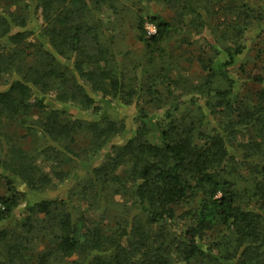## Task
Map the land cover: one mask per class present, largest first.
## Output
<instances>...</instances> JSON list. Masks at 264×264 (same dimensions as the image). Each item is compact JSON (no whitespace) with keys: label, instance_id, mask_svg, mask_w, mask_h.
I'll list each match as a JSON object with an SVG mask.
<instances>
[{"label":"trees","instance_id":"16d2710c","mask_svg":"<svg viewBox=\"0 0 264 264\" xmlns=\"http://www.w3.org/2000/svg\"><path fill=\"white\" fill-rule=\"evenodd\" d=\"M2 1L0 223L8 227L0 229V264H264V77H249L263 92L250 106L228 72L244 46H213L197 91L204 101L191 97L202 106L191 117L178 100L160 112L136 107L130 123L113 116L136 91L124 83L113 23L101 15L120 0ZM170 28L160 15L137 16L148 49L161 50ZM6 124L26 130L28 148ZM85 138V147L71 146ZM89 152L102 158L92 163ZM65 158L88 167L63 171ZM66 180V198L42 195ZM91 210L100 218L92 228Z\"/></svg>","mask_w":264,"mask_h":264},{"label":"rangeland","instance_id":"374dc122","mask_svg":"<svg viewBox=\"0 0 264 264\" xmlns=\"http://www.w3.org/2000/svg\"><path fill=\"white\" fill-rule=\"evenodd\" d=\"M10 1L13 0H3L2 4ZM116 7L118 10L113 12L112 9H107L101 15L105 21L111 20L113 23L108 25V33L113 34L114 47L119 53V58H122L120 71L127 89L133 88L136 93L132 96V103L120 111H113V116L132 123L130 119L137 110L136 107L160 112L167 106L166 103L183 100L185 104L182 107H192L191 117L197 112L194 107H202L188 102L191 97L198 95V89L205 82L207 74L202 65L205 60L214 57L213 46L219 48L238 44L244 46L243 52L236 57L228 72L237 80L236 91L239 98L248 102L250 106L261 101L262 85L253 82L249 77L254 75L264 77V0H120ZM148 13L160 15L171 23L170 30L160 40L161 50H155V47L148 49L137 38V16L142 15L146 18ZM145 27L149 33L156 32L153 23L146 22ZM235 29L240 32L237 34ZM3 88L0 87V90ZM48 97L53 100L52 96ZM199 99L203 103L204 99L200 96ZM110 100L112 105H117L114 99ZM95 105H98L97 102ZM75 106L80 107L78 104ZM76 107L73 108L75 111ZM32 113L39 115L35 108L32 109ZM132 125L135 127L137 123ZM6 130L15 140L22 141L27 148L29 147L31 137L21 138L25 135L24 128H14V124H6L3 131ZM1 137L0 158L6 152V144ZM87 142L86 138L78 139L71 146L79 150V147H85ZM80 158L85 159L84 156ZM101 158L100 152L88 154V161L92 163ZM50 163V161L43 163L46 169ZM87 167L65 158L59 169L76 171L82 175ZM119 170L122 172L125 167L121 166ZM2 181L0 175V182ZM17 186L22 189L23 184ZM72 186L73 183L66 180L55 188L44 191L42 195L49 198H66ZM38 195L39 193L36 197ZM124 200L125 198L116 194L113 201L115 208H121ZM74 202L77 204L78 200ZM27 204L28 201L24 202L15 211L17 217L23 214ZM97 211H85V220H88L85 221V226L92 228L98 225L100 218ZM112 214L113 210L110 211V216L103 219V224L110 221ZM4 227L8 226L0 223V229ZM43 246L44 242H41L37 248ZM53 262L55 263L51 264H69V259L63 261L57 259Z\"/></svg>","mask_w":264,"mask_h":264},{"label":"built area","instance_id":"2783aa9c","mask_svg":"<svg viewBox=\"0 0 264 264\" xmlns=\"http://www.w3.org/2000/svg\"><path fill=\"white\" fill-rule=\"evenodd\" d=\"M151 34H153V33H151Z\"/></svg>","mask_w":264,"mask_h":264}]
</instances>
